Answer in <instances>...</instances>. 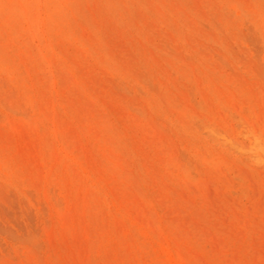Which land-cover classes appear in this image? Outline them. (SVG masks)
<instances>
[{
  "label": "rangeland",
  "instance_id": "374dc122",
  "mask_svg": "<svg viewBox=\"0 0 264 264\" xmlns=\"http://www.w3.org/2000/svg\"><path fill=\"white\" fill-rule=\"evenodd\" d=\"M0 46V264H264V0H0Z\"/></svg>",
  "mask_w": 264,
  "mask_h": 264
},
{
  "label": "bare ground",
  "instance_id": "6f19581e",
  "mask_svg": "<svg viewBox=\"0 0 264 264\" xmlns=\"http://www.w3.org/2000/svg\"><path fill=\"white\" fill-rule=\"evenodd\" d=\"M83 7H84V6H83ZM40 11H41V10H40ZM89 11H90V10H89ZM89 11H88V12H89ZM40 22H41V21H40ZM40 30H42V29H40ZM31 36H32V35H31ZM0 47H1V46H0ZM45 51H46V50H45ZM41 56H42V55H41ZM46 61H47V60H46ZM54 88H55V87H54ZM53 90H54V89H53ZM45 100H46V99H45ZM43 102H44V101H43ZM60 108H61V107H60ZM54 110H55V109H54ZM42 111H43V110H42ZM54 112H55V111H54ZM51 116H52V115H51ZM43 117H44V116H43ZM53 119H54V117H53ZM37 121H38V120H37ZM49 121H50V120H49ZM54 121H55V120H54ZM52 122H53V121H52ZM52 122H50V123H52ZM55 123H56V122H55ZM39 124H40V122H39ZM53 124H54V122H53ZM51 125H52V124H51ZM33 126H34V125H33ZM39 126H40V125H39ZM48 132H49V131H47V133H48ZM44 133H45V131H44ZM47 133H46V134H47ZM46 134H45V135H46ZM47 135H48V134H47ZM253 136H254V135H253ZM48 138H49V136H48ZM47 141H48V140H47ZM48 142H49V141H48ZM59 143H60V142H59ZM45 144H46V143H45ZM81 146H82V145H81ZM82 147H83V146H82ZM251 147H252V146H251ZM252 149H254V148L252 147L251 150H252ZM245 150H246V149H245ZM251 150H250V151H251ZM253 151H254V150H252V152H253ZM254 152H256V151H254ZM55 155H56V154H55ZM54 157H55V156H54ZM57 161H58V159H57ZM55 164H57V166H58L59 162H55ZM50 167H51V166H50ZM52 168H53V167H52ZM50 169H51V168H50ZM11 170H12V169H11ZM47 170H48V169H47ZM48 171H49V170H48ZM50 172H52V171H50ZM82 173H83V172H82ZM47 174H48V173H47ZM49 176H50V175H49ZM88 176H89V175H88ZM64 177H65V176H64ZM82 177H83V176H82ZM91 180H92V179H91ZM41 181H42V180H41ZM41 183H42V182H41ZM65 183H66V182H65ZM66 188H67V186H66ZM67 189H69V187H68ZM67 191H68V190H67ZM104 191H105V190H104ZM68 192H69V191H68ZM68 192H67V193H68ZM71 193H72V192H71ZM67 195H68V194H67ZM112 201H113V200H112ZM110 210H111V209H110Z\"/></svg>",
  "mask_w": 264,
  "mask_h": 264
}]
</instances>
